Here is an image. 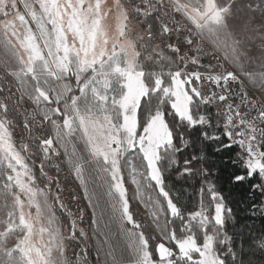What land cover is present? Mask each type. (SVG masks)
Here are the masks:
<instances>
[{
    "label": "snow or ice",
    "instance_id": "obj_1",
    "mask_svg": "<svg viewBox=\"0 0 264 264\" xmlns=\"http://www.w3.org/2000/svg\"><path fill=\"white\" fill-rule=\"evenodd\" d=\"M245 81L264 94V0H0V264L264 257V230L229 234L214 182L187 212L169 183L208 177L203 153L178 160L199 131L238 146L229 182L264 195V97Z\"/></svg>",
    "mask_w": 264,
    "mask_h": 264
},
{
    "label": "trees",
    "instance_id": "obj_2",
    "mask_svg": "<svg viewBox=\"0 0 264 264\" xmlns=\"http://www.w3.org/2000/svg\"><path fill=\"white\" fill-rule=\"evenodd\" d=\"M189 141H195L184 153L178 154V160L181 167H183V160L185 157L190 158L192 155H203L206 157V163L203 165L209 169V175L206 178L196 176L192 179L178 178L176 173L173 172L169 177V183H174V192L181 194L180 204L185 206L186 212L196 210L200 199L199 191L203 186L207 188V181L214 182L218 189L222 192L226 199V203L231 207L233 215L235 217V223L229 225V234L239 233L243 231L244 235H248V230L252 229L259 233L264 230V195H261L259 191H254L251 187L252 184L259 182V177L252 179L250 182L245 181L242 184H233L229 182L228 177L232 173L243 174V168L240 164H233L232 161L237 159V152H239L238 146H234L232 149H222L220 152L215 151L218 144H214L208 141H203L202 137H199V131H193L190 134L186 133ZM225 142L226 139H225ZM39 161H37V165ZM201 167L200 164L193 163V168ZM56 176L53 171L50 173ZM67 175V168L62 174L60 179L62 185H64L65 177ZM78 187V186H77ZM73 191V182L68 181L66 190L64 192L65 200H68V193ZM82 197L81 193H79ZM253 205L256 206L255 213H253ZM132 206L137 208L132 202ZM71 210L74 207H83L85 212V226L91 221L90 212L87 210L86 205L81 198L79 204L76 202H70ZM179 221L176 223L177 229L179 228ZM241 237L236 236L237 246L240 245ZM91 252V260H95L94 249H89ZM252 259L254 264H264V257L260 253H256L254 256L248 257Z\"/></svg>",
    "mask_w": 264,
    "mask_h": 264
},
{
    "label": "rangeland",
    "instance_id": "obj_3",
    "mask_svg": "<svg viewBox=\"0 0 264 264\" xmlns=\"http://www.w3.org/2000/svg\"><path fill=\"white\" fill-rule=\"evenodd\" d=\"M253 6L255 7V4H254ZM259 18H260V17H259V12H257V19H259ZM259 43H260V40L257 39V40H256V44L258 45ZM203 62L206 64V63H208V60L205 59ZM193 70H195V66H193ZM249 70L260 71V70H262V69L260 68V63L257 62L255 65L250 66V69H249ZM245 84H246V86L248 87L250 94H254L255 96L264 97V94L260 93V90H259V89H253V88L251 87V85H248L247 81H245ZM52 171H53V173H55V175H57V173L55 172L54 169H53ZM60 174H62V173H60ZM77 186H78V185H77ZM128 186H129L130 188H134V186H131V185H128ZM206 189H207V188H206ZM80 193H81V195H83L82 191H80ZM205 198L207 199V196H206ZM199 200H200V199H199ZM83 201H84V203H85V205H86V208H87V201H85V200H83ZM132 202L135 204V206H136L141 212H144V211H145L144 208H143V205H141L138 201H132ZM198 207H199V202H198ZM198 207H197V209H198ZM197 209H196V210H197ZM76 210H77V207H74L72 211L75 212ZM87 210L90 212V215L92 216V209L87 208ZM11 243H12V241H10V244H11Z\"/></svg>",
    "mask_w": 264,
    "mask_h": 264
},
{
    "label": "crops",
    "instance_id": "obj_4",
    "mask_svg": "<svg viewBox=\"0 0 264 264\" xmlns=\"http://www.w3.org/2000/svg\"><path fill=\"white\" fill-rule=\"evenodd\" d=\"M111 2H112V0H107V3L110 5L111 4Z\"/></svg>",
    "mask_w": 264,
    "mask_h": 264
}]
</instances>
